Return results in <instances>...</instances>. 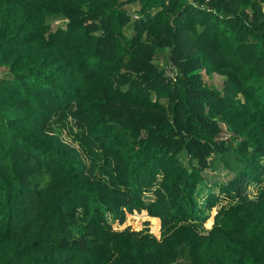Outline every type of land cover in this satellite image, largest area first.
<instances>
[{"label": "trees", "instance_id": "obj_1", "mask_svg": "<svg viewBox=\"0 0 264 264\" xmlns=\"http://www.w3.org/2000/svg\"><path fill=\"white\" fill-rule=\"evenodd\" d=\"M0 66V264H264V0H0Z\"/></svg>", "mask_w": 264, "mask_h": 264}, {"label": "rangeland", "instance_id": "obj_2", "mask_svg": "<svg viewBox=\"0 0 264 264\" xmlns=\"http://www.w3.org/2000/svg\"><path fill=\"white\" fill-rule=\"evenodd\" d=\"M127 8L129 9V11H131L133 14L134 13H139L140 10V6H138L137 4L134 5H129L127 6ZM136 15V14H135ZM49 24L55 29L57 28L59 25H64L67 21L66 19H64L61 16H54V17H50L48 19ZM132 33V30L128 31V35H130ZM166 52H162L159 55V59L158 62L161 66H165L167 65L166 60L164 59V54ZM7 69L4 67L0 66V77L6 76L7 73ZM203 76H204V81L207 82L208 84H210L211 86L222 90L223 89V83H224V77L218 75V74H214L212 76H208L205 72H203ZM223 129L225 130V125L221 124ZM225 137H229L230 134H228L226 132V130L224 131ZM181 158L183 159V162H185L187 164V159L185 158L184 155L181 156ZM205 173L208 175V177L210 178L211 181L214 182H224L229 180L231 177L234 176L233 171L231 172L224 163L220 162V161H214V159H212L211 165L208 169H206ZM216 213V208H214L212 210V215L214 216V214ZM212 219V217L210 218V220ZM139 221H135V219H133L132 217H130V222L132 224V226L136 227L137 224L141 223L143 220L142 219H138ZM209 220V221H210ZM208 227H210V223L207 224ZM151 229H153V226H151ZM155 230H158L157 228Z\"/></svg>", "mask_w": 264, "mask_h": 264}, {"label": "built area", "instance_id": "obj_3", "mask_svg": "<svg viewBox=\"0 0 264 264\" xmlns=\"http://www.w3.org/2000/svg\"><path fill=\"white\" fill-rule=\"evenodd\" d=\"M137 15H135V17H136Z\"/></svg>", "mask_w": 264, "mask_h": 264}]
</instances>
